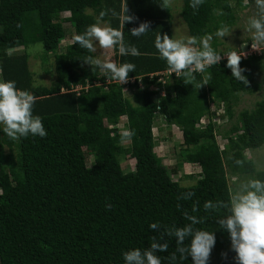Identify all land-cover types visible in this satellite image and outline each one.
Returning a JSON list of instances; mask_svg holds the SVG:
<instances>
[{
    "label": "trees",
    "instance_id": "1",
    "mask_svg": "<svg viewBox=\"0 0 264 264\" xmlns=\"http://www.w3.org/2000/svg\"><path fill=\"white\" fill-rule=\"evenodd\" d=\"M126 8L134 19L121 28ZM65 11L68 18L61 17ZM100 11L106 13L104 21L122 31L124 44L140 53L118 55L119 63L135 65L128 74L132 83L106 78L85 63L92 54L72 39ZM180 15L189 34L201 38L232 26L237 18L231 0H203L196 10L190 0H182ZM172 20L167 0H0V78L14 80L17 88L33 94V113L42 117L47 132L43 138L29 135L13 141L0 131V264H123V251L147 247L155 235L150 223L182 225L176 205L191 212L193 202L205 219L198 227L214 229L216 237L208 264H236L228 233L216 220L225 211L205 213L202 205L227 201L245 178L264 180V171L246 155V150L264 145V99L236 117L234 113L241 94L264 89L259 81L264 49L241 56L246 85L232 78L225 67L227 57H222L194 73L196 83L208 82L197 88L173 72L162 74L171 69L154 41L165 33L174 38ZM145 21L149 30L131 36L130 30ZM65 38L73 42L62 48ZM36 42L53 53L49 85H37L29 66L27 48ZM211 47L225 53L218 50L217 37ZM72 85L82 86L79 95L69 91ZM217 109L219 118L230 124L226 130L214 122ZM158 117L182 132L179 160L172 166L154 151ZM204 117L207 122L201 125ZM124 130L132 132L128 147L122 144ZM218 135L226 140L223 148ZM6 147L16 150V159ZM125 158L135 160L134 169L124 170ZM184 162L200 165L195 184L173 179ZM231 177L237 182L231 184ZM187 190L194 196L178 200ZM174 247L175 238H170L169 250L159 255L167 256ZM184 264H191V257Z\"/></svg>",
    "mask_w": 264,
    "mask_h": 264
},
{
    "label": "clouds",
    "instance_id": "2",
    "mask_svg": "<svg viewBox=\"0 0 264 264\" xmlns=\"http://www.w3.org/2000/svg\"><path fill=\"white\" fill-rule=\"evenodd\" d=\"M203 0H190V7L198 9ZM255 13L247 20L246 31L252 33L250 46L253 49H264V0H254ZM68 12L69 15L65 14ZM61 13L62 18L70 16L69 11ZM106 13L100 11L92 24L86 27L84 32L72 37L75 44L92 55L86 56L83 61L93 68L105 74L106 78L119 81L121 84L129 78V73L135 71V65L131 62L117 63L104 55L101 58L97 49L103 52L117 46L120 56H138L140 53L135 46L125 45L122 31L113 28L104 21ZM134 17L128 14V9L120 16V27L125 22L133 21ZM149 30V22H141L139 26L130 30V35L140 37ZM227 27H221L215 31L217 38L229 34ZM211 35L197 39L193 36L172 38L167 33L157 35L154 47L159 57L166 61L167 66L178 77H182L185 84H194L200 88L208 84L207 80L195 82L194 73H202L207 67L218 64L222 57H227L225 67L231 70L232 78L243 84L248 80L243 75L245 69L240 66L241 56L235 51L221 54L214 50L209 41ZM71 40V43L73 42ZM102 52V53H103ZM80 86L79 89H76ZM33 87H36L33 84ZM81 85H72L69 91L80 94ZM62 92L67 89L62 88ZM35 98L28 90L17 88L16 82L11 79L0 78V131L9 139L15 141L26 138L29 135L41 138L47 135L42 122V117L33 113ZM132 132L124 130L122 138H128ZM194 196L191 190L182 191L177 199L188 201ZM111 207V205H107ZM177 209L185 221L182 225H162L159 222L149 224V229L155 235L149 239V244L144 248H131L121 253L123 264H184L191 257V264H208L210 253L215 246L216 237L214 229L198 227L205 223L203 216L198 215L196 202H193L191 212L182 209L177 203ZM205 213L218 212L223 209L225 215L217 220L218 226L228 233L231 250L235 253L236 264H264V180L249 179L237 185L227 201L208 200L202 205ZM170 238H175L174 250L167 256L159 255L169 250Z\"/></svg>",
    "mask_w": 264,
    "mask_h": 264
},
{
    "label": "rangeland",
    "instance_id": "3",
    "mask_svg": "<svg viewBox=\"0 0 264 264\" xmlns=\"http://www.w3.org/2000/svg\"><path fill=\"white\" fill-rule=\"evenodd\" d=\"M175 6H172V16H173V36L174 38H181V37H187L191 36L188 32V28L183 21L180 10L182 7V0H173ZM181 3V4H180ZM231 5L233 6L235 10V14L237 16L236 22L230 26L227 27L230 30V33L225 35L222 38H217L218 40V50L222 52H227V50L230 48L232 51H235L239 54L241 51V54L248 55L249 50L248 46L252 44L251 41V35L252 33L249 31H246V25L247 20L250 16H252L256 9H255V3L251 2L250 0H231ZM65 28L69 32L71 31V25L68 22H65ZM67 32V33H68ZM69 35V33H68ZM213 38L209 41L210 46L215 40V35H211ZM197 39L201 37H196ZM71 44V39L65 38L62 41V48H64L66 45ZM22 49L17 48L15 51H21ZM29 54H30V60H29V66L30 69L34 73V81L37 85L39 84H45L49 85L54 78V68H53V53H48L44 48L43 45L40 42L31 43L27 48ZM263 49H258L256 52L260 54ZM102 49H97V53L101 58H103L104 55H107L109 58L113 59L115 62L119 63L118 54L116 50L114 49V46L112 49L105 50L103 53ZM259 81L264 85V72L259 77ZM128 92V91H127ZM131 92H128L127 95H131ZM132 97V96H130ZM264 99V89L257 93L248 94L244 93L240 95L239 103L235 107L234 113L235 117L239 115V112L243 109H251L255 106L256 102ZM212 108H214V105H211ZM216 113L218 114L217 119H214V122L216 121L218 124H220V131L226 130L230 127L229 122L226 123L225 120L219 118V114L221 111L219 109L216 110ZM124 118V117H123ZM207 122V119L204 117L202 119V124ZM120 127L123 126L122 122L118 123ZM171 131V132H170ZM154 136H155V142L156 146L154 148V151L158 156L163 158L164 163L167 166L175 165L179 160L180 155V144L182 142V132L181 130L176 127H167L166 123L160 118H156V121L154 123L153 128ZM217 139L219 141L220 147L223 148L226 140L222 139L220 135L217 136ZM122 144L125 147H128L130 144V140L128 138H124L122 141ZM5 152L7 154H11L13 159H16L17 152L15 149L11 150L10 148L6 147ZM246 155L249 158H252L256 164V168L258 171H264V145L260 148L252 149V150H246ZM122 166L125 171H129L134 169L135 167V160L132 158L124 159ZM201 172V167L197 163H189L184 162L182 168L176 172L173 175L174 180H179L183 185H192L195 184L198 180L199 173ZM194 176V177H188V176ZM197 176V178H196ZM236 177H231V184L232 182H237ZM251 178H245L243 181L246 182ZM242 180L240 181V183Z\"/></svg>",
    "mask_w": 264,
    "mask_h": 264
},
{
    "label": "built area",
    "instance_id": "4",
    "mask_svg": "<svg viewBox=\"0 0 264 264\" xmlns=\"http://www.w3.org/2000/svg\"><path fill=\"white\" fill-rule=\"evenodd\" d=\"M258 49H253L252 48V46H250V48H249V52L250 53H252V52H256ZM171 72H173L172 70H168V71H164V72H162V74L163 75H166V74H168V73H171ZM135 80L132 78V79H130V80H127L126 82H123L122 84H124V85H126V84H128L129 82H134ZM162 81H163V78H162ZM164 82V81H163ZM80 88V86H78L76 89H79ZM163 94V93H162Z\"/></svg>",
    "mask_w": 264,
    "mask_h": 264
},
{
    "label": "crops",
    "instance_id": "5",
    "mask_svg": "<svg viewBox=\"0 0 264 264\" xmlns=\"http://www.w3.org/2000/svg\"><path fill=\"white\" fill-rule=\"evenodd\" d=\"M167 2L171 5V7H172V6H175L173 0H167ZM180 4H181V3H180ZM65 14H67V16L69 15L68 12H65ZM68 23H69V22H68Z\"/></svg>",
    "mask_w": 264,
    "mask_h": 264
}]
</instances>
